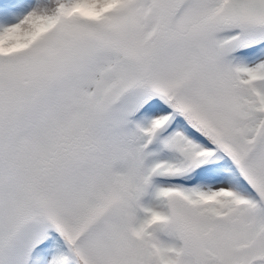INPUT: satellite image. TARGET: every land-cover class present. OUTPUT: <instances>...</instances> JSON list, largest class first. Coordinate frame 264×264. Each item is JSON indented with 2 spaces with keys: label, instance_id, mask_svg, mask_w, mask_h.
Segmentation results:
<instances>
[{
  "label": "snow or ice",
  "instance_id": "1",
  "mask_svg": "<svg viewBox=\"0 0 264 264\" xmlns=\"http://www.w3.org/2000/svg\"><path fill=\"white\" fill-rule=\"evenodd\" d=\"M0 264H264V0H0Z\"/></svg>",
  "mask_w": 264,
  "mask_h": 264
}]
</instances>
